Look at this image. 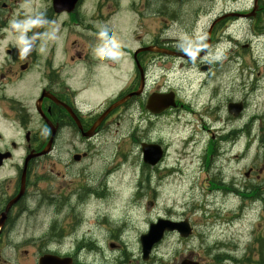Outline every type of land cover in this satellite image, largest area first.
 <instances>
[{
  "label": "flooded vegetation",
  "instance_id": "1",
  "mask_svg": "<svg viewBox=\"0 0 264 264\" xmlns=\"http://www.w3.org/2000/svg\"><path fill=\"white\" fill-rule=\"evenodd\" d=\"M207 1L173 0L172 8L163 14L160 13L164 11L158 9L157 16L176 22H197L211 12V8L206 7ZM34 9V0H0V220L3 219L4 222L0 227V264H21L22 261L16 256L21 247L37 249L31 262L25 261L28 258L26 255L22 259L23 264H125L128 258L122 255L114 261L112 250V247H119L122 243V230H114L112 217L101 204H108L110 201L109 208L112 210L108 179L112 177L113 171L104 166L111 161L105 156L107 146L112 145L113 127L119 126L121 120L126 125V132L118 138L120 142L116 159L123 160L120 150L133 145L137 148L138 161L143 162L147 149L156 146L162 152L158 153L159 163L153 168V172L158 176L159 172L164 171L167 178L176 176L179 172L175 174V166L169 162L170 151L177 146L181 147V155H177L176 162L185 159V162H199L201 166L217 160L227 162L224 136L211 134L213 125L209 121L214 113L207 118V122L192 127L188 120L192 107L188 105L186 96L191 90V84L186 79L175 88L166 85L176 69L187 70L192 66L185 54L186 48L191 50L189 46L176 39L162 37L166 33L163 32L157 37L156 46L160 52H173L183 56L147 53L146 34H136L132 44L134 50L132 53L129 51L127 56L129 67L125 63L123 67L124 78H127L112 95L115 99L102 108L103 103H94L111 94V80L97 79L96 85H92L90 81V85L84 87V92L76 96L79 92L77 86L81 82L80 72L75 69L74 75L70 74L67 64L69 60L74 64L73 57L69 59L66 53H61L58 63H54L56 58L52 57L51 61L40 64L35 61V52L30 54L31 58L28 55L22 58L13 46H3L7 42L3 33L9 30L10 23L28 16L35 22ZM231 11L240 12L241 9ZM43 12L56 21L63 17L52 9L51 0ZM80 12L79 5L69 18L79 20ZM225 13L226 11L220 15ZM53 23L48 21L47 28ZM233 23L240 24L241 19L231 17L223 25ZM73 26L74 24L61 23L58 30L64 33L65 29L70 30ZM29 35L27 32L26 36ZM143 49L145 51H140ZM86 73L85 71L83 77ZM34 77L42 87L37 99L28 107L20 97L10 93L21 90L24 85L27 94L20 95L22 99H28L33 95L31 82ZM162 97L173 101L175 107L158 111L161 106L159 99ZM123 99L125 102L106 114L96 126L98 119L110 105ZM226 108H229V104ZM12 117L16 129L23 133V140L7 143L4 132L12 128V123L7 121ZM163 129L166 133L162 132ZM172 129L175 132L173 138L167 133ZM42 151L45 153L39 156ZM234 159L228 162L235 163ZM218 175V182L210 184V188L232 197L249 193L254 199L264 201V178L257 177L253 190L243 191L246 186H242L235 177H227L225 170ZM94 176L95 182H89ZM65 178L67 182H62L57 187L59 198L54 196L59 204L50 217L45 214L46 218L49 217L46 220L38 213L53 205H48V201L38 204L36 189L39 182L51 189L59 179ZM2 179L6 183L4 187ZM20 191L23 192L22 196L13 202ZM91 193L95 197L94 203L100 202V207L97 204V208H90ZM11 202L12 205L6 210ZM178 220L180 219H172ZM27 223L40 226L43 235L39 241L32 239L23 244H15L11 237L17 238L16 231H24ZM166 235L173 236L168 233ZM6 248H10L13 254L8 256V260H3L5 256L2 253ZM202 253L203 260L212 262L227 257L221 244H212ZM203 260L189 258L184 264H202L205 262ZM136 263L146 264L139 260Z\"/></svg>",
  "mask_w": 264,
  "mask_h": 264
},
{
  "label": "rangeland",
  "instance_id": "2",
  "mask_svg": "<svg viewBox=\"0 0 264 264\" xmlns=\"http://www.w3.org/2000/svg\"><path fill=\"white\" fill-rule=\"evenodd\" d=\"M36 1L38 2L39 0ZM123 1L125 0H118L120 4ZM132 2L140 3L129 7L123 6L121 10L118 9L119 14H116L108 23V29L113 30L114 37L119 43V60L114 61L98 57L96 50L94 54L91 53L90 49H86L82 53L81 47L84 48L85 45L77 36L82 42L77 48L78 40L75 35L62 33L64 37L60 38L58 43L56 61L54 63H58L57 59L61 51H68L75 59L73 67H77L78 72H80L79 81L81 82L77 86L79 92L76 93V96L84 92V87L90 85V81L92 85L97 84L98 71L94 70L96 67L110 78L109 88L112 87L113 82L116 83L113 87V90H115L111 92V95L103 101L94 103L98 105L104 102L102 108L107 106L112 95L118 91V86L127 78H123L125 73L122 74L120 68L122 63H125L128 68L129 59L126 55L121 54L120 50H134L130 41L128 40V44L125 41V39L129 38L131 32L132 36H135L139 29L133 23H136L141 29L146 27L147 33L154 34L157 30L153 28V23H149V21L154 20V12L156 9H161L164 12L160 14L167 13L174 4L173 0L126 1L127 4ZM250 2L251 0H239L236 4H231L230 2L220 4L217 1L210 0L207 2L206 7L211 8V12L206 17L197 23L181 21V23L174 26L171 25L166 35L172 39L179 40L187 46H195L196 48L205 41L208 28L215 20L211 19L215 13L235 7L246 9L252 6ZM39 3L40 5H47L46 0H40ZM191 9H194V7ZM131 12L133 13V21L129 15ZM255 13L259 15L261 11H256ZM127 21H130L131 24L127 25ZM254 22H257V20L253 19L250 22H242L240 24L234 23L227 28L220 29L221 27H218L216 31H213L215 42L208 50L209 62H214L220 70L218 72L212 71L207 75L210 78L203 88H201L202 84L196 87L194 93L198 100L194 111H191V119L188 118L192 127H194L193 118L195 115H200L206 111L215 112V115L209 121V124L214 127L212 130L215 131L216 135L220 136L229 134L237 136L238 140L233 145V154L240 155L241 161L229 163L217 160L208 166H201L199 162H194L190 166L191 162H185V159L176 162V159H178L177 155H181V147L177 146L171 149L169 162L175 166L173 167L175 174L181 169H188L184 171L185 174L167 178L165 172L162 171L159 172L158 176L154 175L153 178L146 181L142 176L141 162H137V148L135 146L129 145L124 150L126 153L125 159L120 161L121 158H118L115 160L116 141L118 136L126 132V125L121 120L119 126L113 127L112 140L114 142L113 145L107 146V156H105L111 161L104 166V168H110L113 171L112 177L108 179V189L111 190L110 197H112V210L109 208L110 201L108 204L101 202L103 209H107V212L111 215L113 226L118 225L124 231L122 232L123 242L119 245V250L114 251L113 256L116 257L119 254H123L128 257L129 264H134L131 261V256L126 254V248L130 249L134 257L138 256L141 253L138 237L147 232L150 223H155L156 219L171 210V212H177L175 215L176 219L188 217L190 222L197 225L196 231L205 236L207 243L229 242L232 247L233 258H241L242 261L249 260V264H264V214L260 204H253L249 199L224 197L219 192L211 191L209 187L216 176L217 171L215 169L219 166L227 169L230 178L235 177L238 181H242L245 170L250 167L248 165L252 164L257 158L260 148L259 139L261 134H264V116H262L264 114V37H259L264 31L255 30L256 24L254 27L256 36H254L251 31ZM149 25H152V27H149ZM161 30L164 31L166 29L163 27ZM83 39L84 42L88 41L85 37ZM18 46L19 43H17V50L19 51ZM77 53H80L83 59H79ZM46 54L47 56L53 54L51 41L38 51L36 60L42 63L46 59ZM197 54L199 53L195 52L194 55ZM67 64L70 65L71 62L68 61ZM68 71L72 72L73 69L70 68ZM85 71L87 73L83 77ZM192 79L193 77H190V80ZM173 83L179 85L177 79H173ZM31 85L33 89L32 97L28 100L20 98L23 104L28 107L37 98L42 87L36 77L33 78ZM218 93H222L219 100ZM225 95L226 100L224 101ZM163 102L166 104V100ZM229 103H232L229 106V111L235 117H238L237 119H233L231 116L227 117L228 114L224 116V110H226ZM242 104H244L243 111ZM204 122H207V119H204ZM251 122H253V125L250 124ZM197 124L200 123L198 122ZM162 132L166 133L164 129ZM167 133L173 138L175 132L172 129V131ZM14 140L18 142L23 140V133L16 130L7 135L5 139L7 143L14 142ZM246 144L250 145L249 150ZM111 153L114 157H112ZM154 153V146H150V149L147 150L148 157L151 154L153 156ZM120 156L123 157L124 155L120 153ZM79 178L80 176L77 178V182H79ZM165 179L167 180L163 182ZM62 182H67V179H59L58 183H54L51 189L45 187L43 182H39V187L36 189L38 191V204L48 201V205H53L52 207L44 208L38 213L40 216L42 214V217L46 220L49 219L50 214L59 204L57 187ZM89 182L94 183L95 176ZM2 183L4 187L6 183H4L3 179ZM91 197L90 208L95 209L100 202L95 201L96 203H94L93 198L95 197L92 193ZM100 206L98 204V207ZM198 208L205 209V214L199 212ZM45 214H48L49 217L46 218ZM40 220L41 218H39V222ZM196 220H203V223L199 225L195 223ZM181 223L186 224L185 221H181ZM172 224L177 223L165 221L161 225L162 228H171ZM177 231L181 235L185 234V230L182 228H178ZM41 232L42 228L40 226L37 227L34 224L27 223L24 231H16L17 238L15 236L11 238L15 240V244H23L32 239L39 241V238L43 235ZM151 238H159L157 231L152 233ZM199 247V238H194L190 242H182L175 237H170L166 242L152 250L150 263L148 264H181L185 260L181 259L182 256H186L188 251L198 254ZM259 248L263 253L262 263L259 261L257 254V249ZM4 250L2 253L5 256L3 260H8V256L13 253L10 248ZM112 250H114V247H112ZM30 251L33 253H26ZM36 251L37 249L35 248L27 249L26 247H21L16 256L20 258L21 264H23L24 260L22 259L28 255L25 261L29 263ZM224 264L232 263L227 262Z\"/></svg>",
  "mask_w": 264,
  "mask_h": 264
},
{
  "label": "clouds",
  "instance_id": "3",
  "mask_svg": "<svg viewBox=\"0 0 264 264\" xmlns=\"http://www.w3.org/2000/svg\"><path fill=\"white\" fill-rule=\"evenodd\" d=\"M35 23V22H34ZM98 38L102 43L96 49V55L101 58L119 60V44L116 38L111 34L109 29L102 27L98 33ZM20 43V55L26 57L30 51L31 42L26 39L24 34H20L17 38Z\"/></svg>",
  "mask_w": 264,
  "mask_h": 264
},
{
  "label": "water",
  "instance_id": "4",
  "mask_svg": "<svg viewBox=\"0 0 264 264\" xmlns=\"http://www.w3.org/2000/svg\"><path fill=\"white\" fill-rule=\"evenodd\" d=\"M145 163L154 164V162H151L149 159ZM180 228L184 229L185 232H186V228H183V227H180ZM162 230H163L162 226L160 225V223H158L156 225H151L150 226V229H149V232H148L147 235L141 236L140 243H141V247H142L143 258L145 260L148 259V256L150 254L152 246L155 243H157L160 240V238L162 237V234H163ZM155 231H157V233L159 234V238L158 239H152L151 238L152 233L155 232ZM184 235H186V234H184Z\"/></svg>",
  "mask_w": 264,
  "mask_h": 264
}]
</instances>
